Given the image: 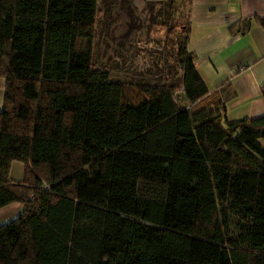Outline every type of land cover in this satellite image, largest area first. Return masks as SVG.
I'll return each mask as SVG.
<instances>
[{"label": "trees", "instance_id": "1", "mask_svg": "<svg viewBox=\"0 0 264 264\" xmlns=\"http://www.w3.org/2000/svg\"><path fill=\"white\" fill-rule=\"evenodd\" d=\"M98 3L0 8V264H264V116L228 118L186 29L180 84L96 67Z\"/></svg>", "mask_w": 264, "mask_h": 264}, {"label": "crops", "instance_id": "2", "mask_svg": "<svg viewBox=\"0 0 264 264\" xmlns=\"http://www.w3.org/2000/svg\"><path fill=\"white\" fill-rule=\"evenodd\" d=\"M157 1L170 7L182 2ZM187 6L188 49L208 89L219 93L225 114L230 120L264 116V0H187ZM13 165L11 178L22 180L24 166ZM20 210L17 201L1 207L0 223Z\"/></svg>", "mask_w": 264, "mask_h": 264}, {"label": "rangeland", "instance_id": "3", "mask_svg": "<svg viewBox=\"0 0 264 264\" xmlns=\"http://www.w3.org/2000/svg\"><path fill=\"white\" fill-rule=\"evenodd\" d=\"M13 1L0 0V8L9 9ZM178 5L170 7L154 0H99L94 65L122 81L180 84L178 53L187 36L183 31L187 0ZM3 92L0 87V108ZM21 165L15 161L13 169L20 166L22 170Z\"/></svg>", "mask_w": 264, "mask_h": 264}]
</instances>
